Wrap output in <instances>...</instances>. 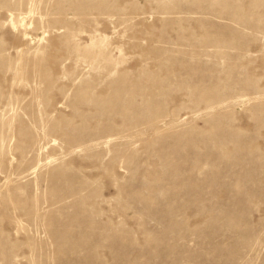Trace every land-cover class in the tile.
Returning <instances> with one entry per match:
<instances>
[{
  "label": "rangeland",
  "instance_id": "1",
  "mask_svg": "<svg viewBox=\"0 0 264 264\" xmlns=\"http://www.w3.org/2000/svg\"><path fill=\"white\" fill-rule=\"evenodd\" d=\"M0 264H264V0H0Z\"/></svg>",
  "mask_w": 264,
  "mask_h": 264
}]
</instances>
